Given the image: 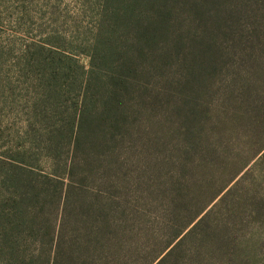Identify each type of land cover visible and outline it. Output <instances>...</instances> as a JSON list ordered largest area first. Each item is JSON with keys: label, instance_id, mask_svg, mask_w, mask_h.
<instances>
[{"label": "trees", "instance_id": "obj_1", "mask_svg": "<svg viewBox=\"0 0 264 264\" xmlns=\"http://www.w3.org/2000/svg\"><path fill=\"white\" fill-rule=\"evenodd\" d=\"M247 3L110 0L66 174L52 130L50 166L5 179L0 264H264V6Z\"/></svg>", "mask_w": 264, "mask_h": 264}, {"label": "rangeland", "instance_id": "obj_2", "mask_svg": "<svg viewBox=\"0 0 264 264\" xmlns=\"http://www.w3.org/2000/svg\"><path fill=\"white\" fill-rule=\"evenodd\" d=\"M109 3L110 0H0V218L13 207L9 201L14 197L13 187L5 180L13 173L12 165H31L35 173L50 166L40 151L47 131L60 130L67 135L55 140L58 149L54 153L60 149L63 154L62 160L52 166L55 172L66 174L68 135L83 101L87 86L84 79L90 69L96 34H105L99 30L102 19L112 10ZM259 5L264 6V0L247 3L253 10ZM225 8L223 1L220 9ZM261 10L258 7L255 13ZM261 25L259 30L264 32L263 21ZM88 123L89 120L86 126ZM62 180L68 183L66 178ZM63 199L64 196L60 202ZM58 202L59 198L52 204ZM53 209V216L58 213L51 223L55 234L67 212L64 214L62 208L58 211L56 206ZM27 246L23 242L18 250L22 252ZM213 263L210 260L206 264ZM185 264H193L192 259Z\"/></svg>", "mask_w": 264, "mask_h": 264}]
</instances>
